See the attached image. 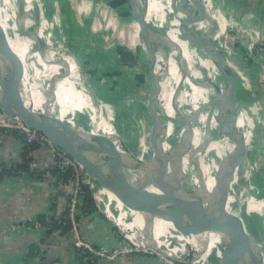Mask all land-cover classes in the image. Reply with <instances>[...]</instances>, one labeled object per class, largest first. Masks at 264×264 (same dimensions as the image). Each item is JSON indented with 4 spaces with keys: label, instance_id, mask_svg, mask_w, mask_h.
Masks as SVG:
<instances>
[{
    "label": "bare ground",
    "instance_id": "1",
    "mask_svg": "<svg viewBox=\"0 0 264 264\" xmlns=\"http://www.w3.org/2000/svg\"><path fill=\"white\" fill-rule=\"evenodd\" d=\"M124 1L127 4L128 1L131 3V0ZM191 1L147 0L145 23L139 16L136 4L132 3V6L128 4L133 9L131 15L134 17L132 27L135 36L133 32L132 46L141 45L146 75L148 76V65L156 56H158L157 62L164 64L165 73L159 68L158 63H154L152 70V75L157 79L155 84L157 101L164 110L169 111L172 108L179 110L177 113L164 114L153 111L148 104L153 144L151 156L155 155L170 173L187 186L204 190L198 167V162L201 160L196 158V144L205 122L204 113L208 115L212 126L206 141L205 156L209 161L211 175L213 178L216 172L223 175V178L219 179L227 195L228 212L239 223L246 221L252 225V232L245 226L243 230L247 233L249 231L250 236H253L257 227L256 220L264 219V199L259 197L261 190L258 175L256 174L257 177L254 179L255 187L252 188L253 173L252 169L251 174L248 170L249 139L252 135V124L249 118L251 110L249 105L243 108V104L238 103L240 95L236 90V83L235 88L232 92L230 91L222 71V63L206 55L201 46H195L183 40L182 30L189 16L194 15L193 1ZM47 8L48 11L50 9L55 12L52 0L47 2L0 0V26L6 35L3 44L10 61L22 72V88L26 104L32 106L35 111L48 108L51 114H56L73 129L77 127L71 117L78 118L95 142L111 145L114 132L110 119L103 115L106 105L101 102V105L97 106L100 102L90 94V88L84 87L85 84L91 83L89 84L84 77L83 71L77 69L74 59L68 55V49L62 47V42L53 35V29L48 20L50 18L47 17ZM213 9L215 8L211 1L206 0L203 5L204 20L192 22L188 30L195 37L208 38L224 58L222 46L216 41L225 43L224 34L229 28H225V33L223 32L222 35L224 22L222 18L218 20L210 13L215 12ZM41 10L46 12L44 21L41 20ZM16 22L23 23L33 36L44 42L42 54L31 50V44L35 41L23 36ZM213 22H217L218 29L213 26ZM147 25L157 33L148 29L145 41L142 33L148 28ZM156 27L164 28L169 41L167 50L162 55H159L160 51L166 47ZM148 40L151 48L154 47L153 55L147 49ZM56 61L59 65L51 63ZM226 64L234 77L237 70ZM160 75L163 76L162 80ZM241 80L245 81L243 77ZM228 103L235 108L231 115H227L230 118L229 123L224 121V110L220 106L224 104L227 107ZM237 103L241 105L240 108ZM215 127H218L222 134L216 133ZM232 130H235L236 134L229 136L228 133ZM218 136V139L213 140ZM243 138L248 149L247 154L243 149ZM132 178L143 179L144 172L135 171ZM146 189L151 193L161 194L151 185H148ZM109 195L114 198L111 194ZM132 195L138 204V212L134 213L135 219L143 222L159 238L202 241L203 235H194L187 227L188 219L181 217L174 208L152 204L144 196L136 193V190L132 192ZM240 202L242 204L238 211ZM250 214L254 218H251ZM262 233L264 237V226ZM210 242L212 247L214 240Z\"/></svg>",
    "mask_w": 264,
    "mask_h": 264
},
{
    "label": "water",
    "instance_id": "2",
    "mask_svg": "<svg viewBox=\"0 0 264 264\" xmlns=\"http://www.w3.org/2000/svg\"><path fill=\"white\" fill-rule=\"evenodd\" d=\"M192 1L194 15L189 16L182 30L183 40L201 46L206 55L222 63L224 77L232 92L235 88V80L226 66L225 59L208 38L195 37L188 30L192 22L203 21L205 18L203 1ZM146 2L147 0H131V3L128 1L130 6L132 3L136 4L144 23L147 21ZM41 20L44 21L43 13ZM17 25L20 26L19 30L23 36L35 41L31 44V50L42 54L44 42L33 36L23 23L18 22ZM147 27L142 33L145 41L148 29L152 30L150 26ZM156 29L166 47L160 51L159 55H162L169 41L164 28L156 27ZM5 37V32L0 26V110L9 116L19 118L28 128L42 133L84 169L89 178L92 198L100 215L122 239L139 249H151L176 264H264V237L260 235L259 230L256 236L243 232L240 223L228 212L227 195L219 177L215 175L213 178L211 175L209 161L205 156L206 141L212 126L208 115L204 113L205 122L196 144V158L201 160L198 162V167L204 190H196L170 173L155 155H149L140 142L131 136L127 126L122 90L111 77L104 75L87 59L73 58L77 69L92 73L91 82L97 86L95 89H104L116 101L113 105L108 103V116L114 132L113 144L95 142L78 118L71 117L77 127L73 129L56 114H51L48 108L35 111L32 106L27 105L23 95L22 72L10 61L3 44ZM157 59L158 56L147 68L148 104L155 112L177 113L179 110L175 108L169 111L162 109L157 101L155 88L157 79L152 75ZM51 63L59 65L58 61ZM84 87L93 89V86L88 84ZM220 106L224 110V121L229 123L230 118L227 115L234 112V106L229 103L227 107L224 104ZM200 110L203 111L202 108ZM235 134V130L228 133L229 136ZM135 171H143L144 178H132ZM148 185L153 186L161 194L149 192L146 189ZM134 190L152 204L174 208L181 217L188 219L187 227L194 235H203L202 241L159 238L143 222L135 219L134 213L138 212V204L132 195ZM212 240L214 243L210 247Z\"/></svg>",
    "mask_w": 264,
    "mask_h": 264
},
{
    "label": "rangeland",
    "instance_id": "3",
    "mask_svg": "<svg viewBox=\"0 0 264 264\" xmlns=\"http://www.w3.org/2000/svg\"><path fill=\"white\" fill-rule=\"evenodd\" d=\"M43 1L47 2L48 0ZM111 1L112 0H52L55 6V12L50 9L48 11L47 8V17L49 16L50 18L48 20L53 29V35L62 42V47L68 49V55L70 58L73 59L74 57H80L92 61V63L96 65V68L102 70L104 75L114 77L117 82L122 85V90L128 103L129 126L135 134L136 140L143 145L145 144L144 149L149 155H152L153 144L150 135L151 121L147 101L148 76L144 71L145 58L143 50L141 45L136 44L135 47L132 46L133 41L131 40V36H133L134 32L132 27L134 17L131 15L128 4L126 3L119 9H115L114 5L111 6ZM213 1L216 3V0ZM228 2H232L231 4L228 3L230 4L228 7L233 9V11L227 13V11H224L222 8L221 10L227 13V15L225 14L224 16V19L227 20L230 26H232L231 29L236 30V32L231 31L230 34L235 40L234 43H232L233 50L236 51L235 58L237 54L239 55L238 59H233L234 65L232 64V66H230L237 70L238 75L236 74L234 76L237 88L240 86V89L243 90V95L238 98V103L240 104L242 100V107L249 105L248 107L251 110V112H249V118L252 124V135L249 139L248 156H250V159L248 162V170L251 174L252 169L253 173V181L251 182L253 183L252 188L255 187L254 179L257 177L256 174L258 175V183L261 190L259 197L264 199V178L262 177L264 176V168L262 165L264 163L263 161L261 162V157L257 154L258 150L264 151V119L261 117L263 105L260 103L256 92H254L256 86L264 88L263 83H259V76L262 73V67L259 66V64L255 65L253 62L245 59L247 50V46L245 45L246 37L244 35L241 38L239 37L240 30L245 28L242 25L240 11H242L241 13L251 15L253 19V14L248 12L251 11L250 7L252 6V2L250 0L246 2H243L242 0H230ZM257 2H259V0ZM225 3L226 0H222V4L224 5ZM123 12L127 14L126 17L122 15ZM41 13L44 14L45 19L46 12L41 10L40 16ZM212 24L216 27L217 22H213ZM253 29L256 30L255 27ZM216 42L221 44L222 53L226 56L227 54L224 52L226 48L223 46L226 42L222 43L219 40ZM240 42H244L243 46L242 44H239ZM239 47L242 50V53L240 54ZM48 48L51 50L49 45ZM147 49L153 55L154 47L153 49L151 48L149 40L147 42ZM166 57L168 58V55H166ZM149 59L151 61V56H149ZM158 65H160L159 68H161L162 72L165 73L164 64L158 63ZM251 69L258 75L257 83L254 81V86L251 82V75L248 76L249 73L247 72ZM259 69L260 71L258 73L257 70ZM82 74L88 80L89 84L91 83L90 85L93 86V89H90L89 91L90 94L100 102L97 103V106H100L101 102L106 105L104 107L105 110H103V115L106 118H109L108 103L113 105V100L106 91L99 88L95 89L97 86L93 85L91 82L93 79L92 73L88 70H83ZM241 77H243L245 81H242ZM162 79L163 76L160 75V80ZM236 90L238 91L239 89ZM239 104L238 106L240 108L241 105ZM214 130L216 133L221 132L218 127H215ZM261 134H263V137ZM218 138L219 136L213 138V140ZM243 145V149L247 154L248 149H246L244 138ZM215 175L220 179L223 178V175L217 172ZM241 204L242 202H240L237 207L238 211ZM94 205L96 207L95 201ZM256 221V225L258 226L259 223L263 228L264 219L260 218ZM241 222L242 223H240L239 226L242 230L244 229L243 226H245L250 232H252V225H249L246 221L245 223L243 221ZM244 231L245 230H243V232ZM245 233L247 232L245 231ZM248 235H250V233Z\"/></svg>",
    "mask_w": 264,
    "mask_h": 264
},
{
    "label": "crops",
    "instance_id": "4",
    "mask_svg": "<svg viewBox=\"0 0 264 264\" xmlns=\"http://www.w3.org/2000/svg\"><path fill=\"white\" fill-rule=\"evenodd\" d=\"M228 1L230 0H226L224 5L222 0H216V3L220 9L231 13L233 9L228 6L232 2ZM250 1L252 6L250 7L251 11L248 12L252 13L254 18L252 19L251 15L240 11L242 25L261 29L264 33V0ZM210 13L218 20L222 18L218 12ZM227 13L223 12V17ZM240 51H242L241 48ZM90 62L92 63V61ZM259 64L264 65V56L263 58L260 57ZM251 70L247 72L249 73L248 76L251 75V82L254 86V81L257 83L258 75L254 70ZM257 71L259 73L260 69ZM111 78L122 90V85L114 77ZM237 89H239V95L242 97L243 90L240 89V86ZM254 92L263 105L261 117L264 119V88L256 86ZM110 98L114 103L116 102L111 96ZM124 98L128 130L131 136L136 139L128 123V103L125 95ZM260 130L262 129L260 128ZM263 134H261L262 137ZM22 149L19 136L4 134L0 131V167L22 164ZM257 154L261 157V162L264 163V151L258 150ZM30 157L37 162L39 167L50 168L52 166L53 158L46 147L37 146L33 148L30 151ZM262 165L264 168V164ZM262 177L264 178V176ZM69 185L67 176L60 181L56 179L40 181L27 175L13 176L3 171L0 173V264H84V260L74 248L68 233L64 234L62 230L43 232L30 225L33 221L41 220L49 214L61 216L66 212ZM22 224L26 226L23 228ZM11 226L15 229H12ZM80 227L82 238L93 242L98 247L110 250L118 245L119 239L115 229L95 211L84 217ZM258 230L263 236L259 223L253 236H256ZM102 264L165 263L155 257L125 256L114 261H104Z\"/></svg>",
    "mask_w": 264,
    "mask_h": 264
},
{
    "label": "built area",
    "instance_id": "5",
    "mask_svg": "<svg viewBox=\"0 0 264 264\" xmlns=\"http://www.w3.org/2000/svg\"><path fill=\"white\" fill-rule=\"evenodd\" d=\"M202 1L203 4L206 2V0ZM209 1H211L214 5L215 9L213 10L216 13H220V16L224 20L225 26L222 29V35L223 32L225 33L224 29L229 28L227 33L224 34L226 43L223 46L226 48L224 52L227 54L224 58L226 62L232 66L233 59L235 60L236 51L233 50L232 43H234L235 40L231 37L230 32H236V30L231 29L232 26H230L227 20L224 19L223 11L218 7V5L213 0ZM215 28L218 29V24ZM243 35L246 37L245 45L247 46L245 59L253 62L254 64H259L260 57L263 58L264 56L263 31L245 27L239 32L240 38ZM239 44H242L243 46L244 42H240ZM259 66L262 67V73L259 76V83L262 82L264 85V65L259 64ZM0 131L4 134H16L19 136L23 148L22 161L24 165L27 166L28 173L33 175V178L40 181H45L47 179H56L60 181L64 176H67L69 180L70 185L67 196L66 212L61 216L49 214L44 217L42 221H33L30 224L31 226L43 232L63 229L66 230L71 237V242L74 248L84 260V264H102L104 261H114L125 256L155 257L165 264H176L165 259L151 249H139L131 245L129 242L122 239L118 234V245L110 250H105L96 246L93 242L83 239L80 231V225L84 220V217L88 214L85 201L92 198L89 187V178L84 169L68 157L64 151L53 144L42 133L28 128L19 118L9 116L1 110ZM34 146H43L49 150L51 157L53 158L52 166H50V168L39 167L37 162L31 159L30 151ZM8 169H11L13 176L27 175V172H24L19 168H15V166L9 167ZM2 170L3 168L0 167V173ZM95 212L100 215L97 207H95ZM23 226L26 225L22 224V227ZM11 227L12 229H15V227Z\"/></svg>",
    "mask_w": 264,
    "mask_h": 264
},
{
    "label": "trees",
    "instance_id": "6",
    "mask_svg": "<svg viewBox=\"0 0 264 264\" xmlns=\"http://www.w3.org/2000/svg\"><path fill=\"white\" fill-rule=\"evenodd\" d=\"M110 4H111V6L114 5L115 9H119L120 7H122L123 5H125L126 2L124 3V0H112V1L110 2ZM122 15L125 16V17L127 16V14H126L125 12H123ZM240 53H242V52L240 51L239 54H240ZM238 57H239V56H238V54H237L235 60L238 59ZM144 63H145V62H144ZM144 67H145V66H144ZM13 135L17 136L16 134H13ZM35 147H37V146H34L33 148H35ZM13 166H15V168H19V169H21V170L24 171V172H27V176H30V177L33 176L31 173H28L27 166L24 165V163H22V164H14ZM2 168H3V170H2L3 172H5V173H7V174H9V175H12L11 169H8L9 167H4V166H3ZM64 177H65V176H64ZM85 205H86V207H87L88 213H93V212L95 211V205H94V201H93L92 198L87 199V200L85 201ZM43 219H44V218H43ZM43 219H41V221H42ZM62 233L66 234L67 231L63 229V230H62Z\"/></svg>",
    "mask_w": 264,
    "mask_h": 264
}]
</instances>
